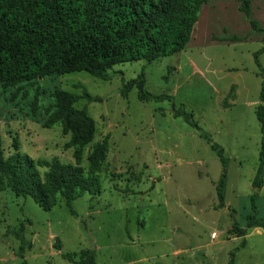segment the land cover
Listing matches in <instances>:
<instances>
[{
	"label": "rangeland",
	"instance_id": "1",
	"mask_svg": "<svg viewBox=\"0 0 264 264\" xmlns=\"http://www.w3.org/2000/svg\"><path fill=\"white\" fill-rule=\"evenodd\" d=\"M245 1L248 13L243 0H208L184 51L114 66L108 81L75 73L0 86L3 158L18 151L73 163V149L65 148L69 136L58 125L43 126L55 90L93 98L75 106L95 127L83 151L85 171L92 147L107 145L99 193L70 208L59 199L44 211L30 198L0 193V264H69L61 253L82 250L94 252L96 264H264L260 224L236 237L248 216L264 220V176L260 190L252 187L261 141L255 112L264 107V0ZM141 73L147 93L169 98L142 103L136 88L122 96L124 84ZM181 110L197 129L175 117ZM211 144L223 150L226 166ZM38 171L43 176L46 169ZM254 229L263 235L250 234Z\"/></svg>",
	"mask_w": 264,
	"mask_h": 264
},
{
	"label": "trees",
	"instance_id": "2",
	"mask_svg": "<svg viewBox=\"0 0 264 264\" xmlns=\"http://www.w3.org/2000/svg\"><path fill=\"white\" fill-rule=\"evenodd\" d=\"M207 2L0 0V86L14 87L52 75L75 73H85L95 79L108 81L114 66L139 61L150 64L174 56L184 51L189 44L197 15ZM243 10L248 13L245 0ZM260 54L258 52L254 56L258 67ZM133 88L138 90V100L142 103L169 98L147 93L143 73L124 84L121 95L125 97ZM52 98L54 103L46 110L47 118L43 126L51 128L58 125L62 134L69 136L65 148L73 149V163L62 165L57 160H33L18 151L3 158L0 150V193L10 190L15 197L30 198L44 211L52 210L59 199L70 208L77 198L85 194H98L100 186L97 174L107 157L106 143L96 144L87 157L86 171L82 167L83 151L93 141L95 127L92 118L75 106L81 99L93 101V98L87 93L79 96L63 90H55ZM260 100L264 101V83ZM255 116L260 126L261 141L252 187L260 190L264 176L262 104L257 106ZM175 117L191 122L197 129L191 114L181 110ZM210 148L220 163L226 166L223 150L215 144H211ZM38 168L46 169L43 176ZM224 180L223 172L217 189L221 202L223 191L220 193V188L223 190ZM254 197L251 198L252 205ZM257 226L264 229V220L254 221L248 216L246 228H237L236 237H244L246 230ZM243 247L244 242L241 244ZM53 248L61 250L59 240L55 241ZM19 251L23 258L22 241ZM61 257L69 264H96L95 254L90 250L61 253Z\"/></svg>",
	"mask_w": 264,
	"mask_h": 264
},
{
	"label": "crops",
	"instance_id": "3",
	"mask_svg": "<svg viewBox=\"0 0 264 264\" xmlns=\"http://www.w3.org/2000/svg\"><path fill=\"white\" fill-rule=\"evenodd\" d=\"M257 104H259V103H257V102H255V106L257 105ZM262 229H254V230H252L251 232H249L250 234H253V233H255L256 235H263L262 234ZM247 234L246 235V237H245V245H244V247H246L247 246V239H248V236L250 235V234Z\"/></svg>",
	"mask_w": 264,
	"mask_h": 264
},
{
	"label": "built area",
	"instance_id": "4",
	"mask_svg": "<svg viewBox=\"0 0 264 264\" xmlns=\"http://www.w3.org/2000/svg\"><path fill=\"white\" fill-rule=\"evenodd\" d=\"M215 234H212L211 237L214 238Z\"/></svg>",
	"mask_w": 264,
	"mask_h": 264
}]
</instances>
